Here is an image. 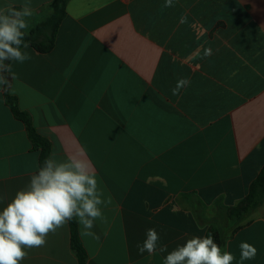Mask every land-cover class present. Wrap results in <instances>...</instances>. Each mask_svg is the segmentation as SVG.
Masks as SVG:
<instances>
[{
	"label": "crops",
	"instance_id": "0c3cea01",
	"mask_svg": "<svg viewBox=\"0 0 264 264\" xmlns=\"http://www.w3.org/2000/svg\"><path fill=\"white\" fill-rule=\"evenodd\" d=\"M53 1L0 0V10L30 2L39 15ZM174 3L70 0L54 49L30 45L31 59L11 62L0 84V211L39 169L10 93L52 158L82 152L111 196L107 222L92 229L99 239L78 225L87 264H163L167 253H138L148 229L169 252L207 236L264 168V0ZM185 77L190 85L173 95ZM241 242L257 249L242 264H264V206L229 235L233 264ZM25 250L21 264H78L70 222Z\"/></svg>",
	"mask_w": 264,
	"mask_h": 264
},
{
	"label": "clouds",
	"instance_id": "9594fccd",
	"mask_svg": "<svg viewBox=\"0 0 264 264\" xmlns=\"http://www.w3.org/2000/svg\"><path fill=\"white\" fill-rule=\"evenodd\" d=\"M174 6V0H165L164 7ZM33 13L30 2L19 9L8 5L0 10V84L8 85L9 79L4 74L11 73V62L24 63L31 59L24 49L29 47L25 37ZM211 54L210 48L205 49V56ZM190 83L186 77L178 79L173 95ZM111 202V196H105L93 166L83 158L82 152L62 161L46 158L38 171L30 175L26 188L17 191L0 211V264H21L28 255L25 249L44 246L49 233L73 219L80 226L82 236L99 239L92 229L97 220L107 222L103 208ZM159 241V233L154 228L148 229L145 240L137 245L138 253H167L163 264H233L235 259L211 235L189 238L170 252ZM239 248L241 264L257 254V249L247 242H241Z\"/></svg>",
	"mask_w": 264,
	"mask_h": 264
},
{
	"label": "trees",
	"instance_id": "16d2710c",
	"mask_svg": "<svg viewBox=\"0 0 264 264\" xmlns=\"http://www.w3.org/2000/svg\"><path fill=\"white\" fill-rule=\"evenodd\" d=\"M70 0H54L49 6L51 14L39 22L33 32L27 33L25 40L41 53H50L56 42L59 26L67 14V5ZM19 9L20 7H16ZM7 77V73H5ZM6 101L15 117L21 120L27 128L28 135L34 148L39 151V167L46 158L52 157L51 143L38 134L29 113L23 111L18 99L6 93ZM264 202V168L253 182L248 196L236 207L220 209L216 222L209 226L207 235H211L222 250L225 249L229 235L238 232L243 225L242 221ZM199 210V209H197ZM71 247L78 258V264H87V252L83 245L79 226L75 219L70 222Z\"/></svg>",
	"mask_w": 264,
	"mask_h": 264
},
{
	"label": "rangeland",
	"instance_id": "374dc122",
	"mask_svg": "<svg viewBox=\"0 0 264 264\" xmlns=\"http://www.w3.org/2000/svg\"><path fill=\"white\" fill-rule=\"evenodd\" d=\"M51 9H50V6L48 7V8H45V9H43V11H42V13L41 14H39V15H35V14H33V16L29 19V27H28V29H27V33H31V32H33V30L35 29V27L37 26V24L39 23V22H41V21H43L44 19H46V18H48V16L51 14ZM30 46V45H29ZM33 144V143H32ZM34 147V146H33ZM35 149V148H34ZM35 151H37L36 149H35ZM37 152H39V151H37ZM243 201V200H242ZM241 201V202H242ZM240 202V203H241ZM239 203V204H240ZM238 205V204H237ZM236 205V206H237ZM236 206H234V207H236ZM264 206V202H263V204L260 206V207H263ZM260 207H258L256 210H258ZM256 210H254L251 214H249L243 221H242V225H243V227L246 225V223L248 222V220H249V218L252 216V214L256 211ZM215 222H216V220H214ZM242 227V228H243Z\"/></svg>",
	"mask_w": 264,
	"mask_h": 264
}]
</instances>
